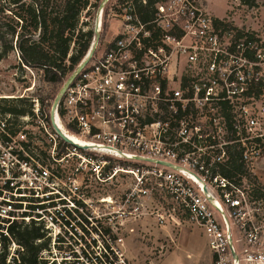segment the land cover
Instances as JSON below:
<instances>
[{
	"label": "built area",
	"instance_id": "1",
	"mask_svg": "<svg viewBox=\"0 0 264 264\" xmlns=\"http://www.w3.org/2000/svg\"><path fill=\"white\" fill-rule=\"evenodd\" d=\"M111 1L89 0L81 11L79 26L97 6L87 51L48 109L35 98L30 114L0 111V220H8L0 223L34 219L50 248L64 242L66 231L93 229L102 236L105 259L119 257L118 227L94 228L101 217L87 213L88 181L123 171L146 193L147 167L109 165L110 159L189 163L196 172L179 165L158 178L201 230L213 263L264 264V198L245 176L258 160L264 163V37L232 26L227 17H209L197 0L158 1L147 21L138 12L146 0H115L107 16L116 31L101 44ZM162 108L169 112L163 119ZM52 113L62 133L76 135L81 145L61 138ZM230 145L239 151L243 172L228 177L213 166L227 160ZM105 259L94 257L100 264H126L121 257Z\"/></svg>",
	"mask_w": 264,
	"mask_h": 264
},
{
	"label": "rangeland",
	"instance_id": "2",
	"mask_svg": "<svg viewBox=\"0 0 264 264\" xmlns=\"http://www.w3.org/2000/svg\"><path fill=\"white\" fill-rule=\"evenodd\" d=\"M91 1L94 2V0ZM197 1L209 17L217 18L215 15L225 14L232 26L243 29L252 28L264 37V0H252V3L251 1L242 3L241 0ZM113 3L115 0L105 4V20L103 31L100 34L101 44L111 40L116 31L117 23L111 15L107 16ZM96 7L90 6L85 14L84 22L80 24L82 28L91 26ZM5 13L7 14L2 15V20H12L9 11ZM66 76L56 84L45 82L42 71L22 65L17 50L13 49L0 59V107L5 105L4 99L14 100L11 105L26 107L32 99L49 93L54 88L57 94L67 79L68 76ZM15 98H23L26 101H16ZM151 138L154 139L153 136ZM153 153L150 152V155L153 156ZM201 155L202 152L197 153L196 158ZM262 160H258L246 169V182L255 193L257 190L264 191ZM122 163L123 161L110 159L109 165L122 167ZM169 164L171 166L161 163H136L142 168L147 167L143 169L147 179L144 188L147 189L146 193L141 192L134 174L123 171L118 172L111 179L88 181L87 213L94 217H101L93 222L94 228V224L101 229H105L108 225L118 227L117 234L123 238V244L116 247L119 257L118 254L109 253L105 259L101 245L102 236H97L93 229H91L92 232L66 231L63 233L62 231L64 242L50 248V251L45 250L42 254V257L47 259V264L53 260L52 264H63V260L69 263L77 259L80 264H92L90 261H94L97 253H100L105 260H115L121 257L126 264H214L201 230L191 223L188 216L175 205L158 178L160 171L180 169L179 165L190 171L196 172V170L189 163ZM211 164L208 163L209 167L213 165ZM127 193H132L128 201H126ZM103 198L111 200L104 201ZM161 216L162 219H160ZM52 228V234L57 232L56 226ZM16 249L17 247L11 244L7 263L15 255ZM98 261L96 260L95 264H100Z\"/></svg>",
	"mask_w": 264,
	"mask_h": 264
},
{
	"label": "trees",
	"instance_id": "3",
	"mask_svg": "<svg viewBox=\"0 0 264 264\" xmlns=\"http://www.w3.org/2000/svg\"><path fill=\"white\" fill-rule=\"evenodd\" d=\"M163 0H146L145 5H138L142 20H149L154 13V3ZM252 0H241L246 3ZM89 0H0V59L9 51L16 49L20 63L42 71L43 79L49 84L61 82L68 75L87 51L92 36L91 29L79 26V15L88 5ZM9 11L12 20L3 21L2 15ZM4 17V16H3ZM218 23L219 20L215 19ZM56 89L37 97L40 109H48L55 96ZM16 101H26L15 98ZM1 112L15 116L31 113L32 101L26 107L11 105L14 100L4 99ZM13 104V103H12ZM226 107H224V110ZM161 118L167 117V108H162ZM179 111V110H178ZM179 118L181 112H178ZM122 167L137 166L122 163ZM213 169L224 176H234L243 172L239 163V151L230 145L227 160L214 163ZM264 198L263 192L256 191ZM25 214V213H24ZM7 222L8 220H0ZM0 223V264H47L41 256L42 251H50V237L46 236L40 222L30 219L13 220L8 224ZM59 239H61L59 237ZM60 241V240H59ZM15 245V255L7 263L9 249ZM95 264L96 261H90ZM54 263V260L50 263ZM63 264H80L78 260Z\"/></svg>",
	"mask_w": 264,
	"mask_h": 264
},
{
	"label": "water",
	"instance_id": "4",
	"mask_svg": "<svg viewBox=\"0 0 264 264\" xmlns=\"http://www.w3.org/2000/svg\"><path fill=\"white\" fill-rule=\"evenodd\" d=\"M88 60V57L83 61V63H85L86 61ZM57 101V98L55 99L54 103ZM55 105V104H54ZM53 105V107H54ZM51 120H52V125L53 127L56 129L57 133L61 136V138L68 142V143H72L70 139H68L63 133L62 131L59 129V127L55 124V122L53 121V113H52V116H51ZM163 165H166V166H171L169 163H161Z\"/></svg>",
	"mask_w": 264,
	"mask_h": 264
},
{
	"label": "bare ground",
	"instance_id": "5",
	"mask_svg": "<svg viewBox=\"0 0 264 264\" xmlns=\"http://www.w3.org/2000/svg\"><path fill=\"white\" fill-rule=\"evenodd\" d=\"M62 129H63V128H62ZM63 131L65 132L64 129H63ZM65 135H66V137H67L68 139L71 140L72 143H76V144H78V145H81V144H82L81 139L78 138L76 135H73V134H71V133H69V132H65ZM191 177H192L194 180L197 179L196 175H194V174H191ZM104 199H105V201L110 200L109 198H104Z\"/></svg>",
	"mask_w": 264,
	"mask_h": 264
},
{
	"label": "crops",
	"instance_id": "6",
	"mask_svg": "<svg viewBox=\"0 0 264 264\" xmlns=\"http://www.w3.org/2000/svg\"><path fill=\"white\" fill-rule=\"evenodd\" d=\"M215 15V14H214ZM217 16V18H224V17H227L225 14L224 15H215Z\"/></svg>",
	"mask_w": 264,
	"mask_h": 264
}]
</instances>
